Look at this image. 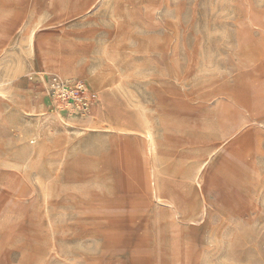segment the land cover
I'll return each instance as SVG.
<instances>
[{
	"label": "rangeland",
	"instance_id": "obj_1",
	"mask_svg": "<svg viewBox=\"0 0 264 264\" xmlns=\"http://www.w3.org/2000/svg\"><path fill=\"white\" fill-rule=\"evenodd\" d=\"M0 264H264V0H0Z\"/></svg>",
	"mask_w": 264,
	"mask_h": 264
},
{
	"label": "built area",
	"instance_id": "obj_2",
	"mask_svg": "<svg viewBox=\"0 0 264 264\" xmlns=\"http://www.w3.org/2000/svg\"><path fill=\"white\" fill-rule=\"evenodd\" d=\"M47 97L59 110L70 113H89L99 102V94L83 80L55 77L51 80Z\"/></svg>",
	"mask_w": 264,
	"mask_h": 264
},
{
	"label": "bare ground",
	"instance_id": "obj_3",
	"mask_svg": "<svg viewBox=\"0 0 264 264\" xmlns=\"http://www.w3.org/2000/svg\"><path fill=\"white\" fill-rule=\"evenodd\" d=\"M19 115V114H18Z\"/></svg>",
	"mask_w": 264,
	"mask_h": 264
}]
</instances>
